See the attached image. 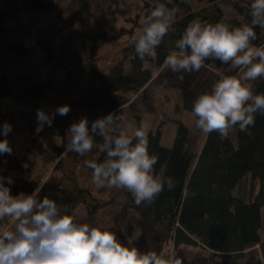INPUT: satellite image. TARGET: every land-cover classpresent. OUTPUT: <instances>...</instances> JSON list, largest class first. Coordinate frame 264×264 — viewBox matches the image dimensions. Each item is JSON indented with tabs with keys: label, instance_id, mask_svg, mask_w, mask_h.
Returning <instances> with one entry per match:
<instances>
[{
	"label": "trees",
	"instance_id": "16d2710c",
	"mask_svg": "<svg viewBox=\"0 0 264 264\" xmlns=\"http://www.w3.org/2000/svg\"><path fill=\"white\" fill-rule=\"evenodd\" d=\"M158 2L163 0H140L139 4L147 16ZM173 6L179 12L156 49L157 58L140 60L129 43L133 26L118 23L131 22L120 0H5L0 8V51L20 61L30 51L25 41L31 36V29L46 17L58 25L56 34L73 24L82 26L93 17L99 21L87 31L73 29L65 34L55 46L58 53L54 59L51 42L41 36L43 30H38L35 47L53 65L43 81L22 95H15L21 89L9 73L0 72V99L13 96L26 106L46 109L48 114L58 106L68 105L71 109L65 116L56 115L51 127L45 125L39 133L29 122L28 146L22 158L7 153L0 156V163L17 174L7 186L13 196L35 192L38 199H52L65 210L62 214L71 215L80 223L102 226L114 232L121 243H129L140 252L155 251L161 256L175 253L182 264H237L234 256L258 245L264 264V238H259V233H264V115L256 114L255 124L247 133L236 128L223 140L217 132L205 134L198 154L194 147L200 130L195 124L188 128L177 121L170 148L160 144L159 129L148 131L149 153L159 157L154 174L174 181V188L165 187L151 204L136 206L124 189L113 188L114 195L105 200L93 196L87 184L92 182V170L85 161H103L105 154L99 151L101 137L94 138L93 149L84 156L67 151L71 124L86 118L90 127L109 113L120 116L122 108L131 109L134 101L129 96L138 95L152 82L154 73H158L155 78L164 76L159 80L164 87L178 92L182 110L189 112L197 96L209 91L217 80L237 77L241 68H231L230 63L215 59L207 60L198 72L170 70L172 75L168 76L163 73L167 70L163 61L192 22L215 24L227 17L230 27L250 24L249 0H174L168 7ZM21 16H27L24 25L18 24ZM254 30L257 40L253 43L264 45V29ZM123 38L127 43L117 51L106 72H85L83 61L88 48L119 46ZM58 73L63 77L56 82L53 77ZM86 75L88 80L84 83ZM179 75H183V80L177 78ZM248 83L255 93H264V78ZM15 120L13 114L0 110V124H13ZM117 125L124 128L123 121H117ZM45 135H54L59 142L47 143ZM3 139L6 137L0 135ZM0 225L11 230L15 222L8 217L0 220ZM136 234L140 235L132 241L130 238Z\"/></svg>",
	"mask_w": 264,
	"mask_h": 264
},
{
	"label": "clouds",
	"instance_id": "9594fccd",
	"mask_svg": "<svg viewBox=\"0 0 264 264\" xmlns=\"http://www.w3.org/2000/svg\"><path fill=\"white\" fill-rule=\"evenodd\" d=\"M173 4L174 0L158 2L145 17L142 29L131 37L129 43L140 60L157 58L156 49L179 12L176 6L168 7ZM249 15L251 23L239 27L222 22L190 23L175 41L163 67L173 73H192L215 59L242 68L245 81L264 78V45L253 43L257 40L254 29H264V0H249ZM70 110L68 105L58 106L51 114L38 109L35 131H43L45 125L51 127L56 115L65 116ZM256 114L264 115V93H255L250 83H242L236 76L217 80L209 91L197 96L191 109L195 127L205 134L217 132L222 140L236 128L247 133L255 124ZM123 120V116L109 113L90 127L87 119L71 124L67 151L84 156L93 149L94 138L101 137L99 151L105 158L102 162L85 161L95 187L124 189L136 206L151 204L165 187L172 190L174 181L154 174L159 157L149 153L148 126L142 124L129 133L117 125ZM11 131L7 122L0 126V135L6 137ZM5 153H12L7 139L0 140V156ZM12 183L11 177L0 175V220L10 217L15 222L13 229L0 231V264H182L175 253L161 256L155 251L140 252L102 226L77 222L71 215L62 214L65 210L54 200L38 199L35 192L13 196L7 186Z\"/></svg>",
	"mask_w": 264,
	"mask_h": 264
},
{
	"label": "rangeland",
	"instance_id": "374dc122",
	"mask_svg": "<svg viewBox=\"0 0 264 264\" xmlns=\"http://www.w3.org/2000/svg\"><path fill=\"white\" fill-rule=\"evenodd\" d=\"M4 2L5 0H0V8L3 6ZM139 2L140 0H120L121 8L127 12L126 16L131 20V22L124 23L122 20H119L118 23L126 27H129L131 24V26H133L134 34L142 29L143 21L146 17V11L141 9V4H139ZM26 17L27 16H21L18 24L24 25L27 20ZM98 22L99 21L95 20L93 17L85 21L82 26L73 24L69 28L56 34L55 30L58 25L50 18L46 17L43 22L35 24L31 29V36L25 41V46L30 48V51L25 56L24 60H17L14 55L1 50L0 72L9 73L13 81L21 89L20 91H17L15 95H22V92L29 91L27 89H31L32 86L39 84L51 72V67L53 65L52 60L48 58L47 55L39 48L35 47L37 34H40L38 33V30H43V33L40 31L41 36H44L51 42V45L53 46L51 49V58L54 59L58 53L55 46L65 34L73 29L87 31L92 26L97 25ZM221 22L229 25L227 17H224ZM126 40V38H123L120 41L119 46L105 45L88 48L83 61L85 72L88 73L90 69H98V71L106 72L117 51L127 43ZM231 68L233 67L231 66ZM243 71L244 70L242 68L239 69L237 77L241 79L242 83H248V81L243 79ZM163 73L168 76L172 75V72L170 73V69H167ZM157 74L158 73H154L152 82H150L138 95L129 96L130 100L134 101L131 105V109L127 106L124 107L119 111V115L124 117V128L122 130H126L131 133L140 125L146 124L148 126V131L154 132L159 129L161 132L160 144L163 147L170 148L176 130V122L179 121L188 128H192L194 120L191 116V112L182 110L178 92L164 87L163 82L159 80L164 79V76H158L155 78ZM62 77L63 75L58 73L53 77V80L58 82ZM82 80L85 83L88 80V75L84 76ZM0 110L5 113H11L15 116L16 120L13 124H11L12 131L6 136V139L12 148L11 155L16 158H22L24 154H26L25 152L28 146L26 141L29 131L28 123L31 122L37 127L36 114L38 109L26 106L21 103L19 99L12 96L0 99ZM44 111L46 112L47 110L44 109ZM134 115H139L140 118L137 119ZM0 125L2 126L3 123ZM204 138L205 133L200 131L194 147L195 153H199ZM45 140L47 143L59 142V139L54 135H45ZM0 175L17 177L15 172L8 170L6 165L2 163H0ZM87 184H90L93 196L98 199L105 200L111 195H114L113 188L105 187L97 189L93 182ZM261 216L264 219V207L261 208ZM10 223L11 222H5L8 226ZM4 229L6 228L0 229V231ZM259 238L260 240L264 238L263 232L259 233ZM170 249L171 243H168L166 247L167 254L171 253ZM234 259L237 264H263L262 255L258 245L247 249L241 255L234 256Z\"/></svg>",
	"mask_w": 264,
	"mask_h": 264
},
{
	"label": "crops",
	"instance_id": "0c3cea01",
	"mask_svg": "<svg viewBox=\"0 0 264 264\" xmlns=\"http://www.w3.org/2000/svg\"><path fill=\"white\" fill-rule=\"evenodd\" d=\"M0 229H3V227H1V225H0Z\"/></svg>",
	"mask_w": 264,
	"mask_h": 264
}]
</instances>
